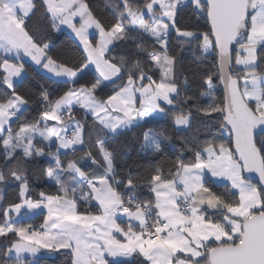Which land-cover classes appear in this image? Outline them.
Here are the masks:
<instances>
[{
	"label": "snow or ice",
	"instance_id": "snow-or-ice-1",
	"mask_svg": "<svg viewBox=\"0 0 264 264\" xmlns=\"http://www.w3.org/2000/svg\"><path fill=\"white\" fill-rule=\"evenodd\" d=\"M112 7L105 20L84 0H0V264H37L39 253L61 251L67 264H264V0H118ZM187 9L206 19L207 31L181 24ZM63 25L77 39L78 59L53 54L49 37ZM129 44L135 59L111 55ZM188 50L202 64L212 58L211 67L199 69L195 90L177 77ZM25 56L71 85L55 97L43 88L32 120L25 113L35 101L17 87L29 71ZM215 79L226 88L222 104ZM109 84L116 86L106 91ZM214 114L234 149L210 130V139H200L201 124ZM161 118L191 134L184 140L191 159L184 151L167 157L162 141L172 137L149 129L144 146L159 163L145 165L146 174L121 176L116 138ZM45 144L47 153L38 147ZM44 158L37 178L52 183L55 194L32 189L29 167ZM245 171L257 173L260 185ZM209 175L226 182L223 190L209 186ZM9 184L11 201L4 195ZM81 200L95 201L97 211L81 209ZM28 214H43L39 228L20 224Z\"/></svg>",
	"mask_w": 264,
	"mask_h": 264
},
{
	"label": "trees",
	"instance_id": "trees-1",
	"mask_svg": "<svg viewBox=\"0 0 264 264\" xmlns=\"http://www.w3.org/2000/svg\"><path fill=\"white\" fill-rule=\"evenodd\" d=\"M85 3L89 4L94 13L100 17L101 19H111V16L114 14V9L112 7L113 4L117 3L118 0H84ZM143 0H137V3H142ZM181 24H186L192 26L194 28H198L201 31L208 30V22L203 16H195L192 15L190 9L185 10L184 13L181 14ZM50 42L54 44V52L53 54H59L61 51L70 52L73 55L79 58L82 54L80 51L79 44L77 40L67 31L61 29L60 32H53L49 37ZM133 51V46L131 44L128 45L127 49H121L117 47L114 51L111 52L112 56L119 57L121 55H129L130 59H135L136 56L131 55ZM234 56V52H233ZM234 60V58H233ZM27 62V66L29 68L28 74L25 77H22L17 82L18 91L25 94L30 101H35V103H30L25 115L28 120H32L40 111L39 106V95L43 88L48 89L51 93L61 87L63 85L64 80L51 77L42 71L39 70L34 64L29 61ZM212 58L208 57L205 63H200L196 60V58L192 55L191 50L185 51L182 54V58L180 60V64L177 67V77L182 85L185 77L188 78L189 86L194 90L199 85L200 81L198 76L200 74L199 69H203L206 67H211ZM147 68V66H146ZM234 68V65H233ZM235 70V68H234ZM90 73H95V70H90ZM92 78L91 75L84 79ZM156 78H159V74H156ZM84 79L80 80V83L84 82ZM121 81L117 80L116 85H119ZM116 85L109 84L107 86V90L115 87ZM215 85V99L218 103H223V93L220 90L219 80H214ZM3 85H0V92L5 91ZM203 91V88L199 89ZM207 101L209 98H204ZM76 109L75 115L78 119H84L83 110H79V106H74ZM67 117H65L66 119ZM221 117L214 114L212 119L205 118L204 122L201 124V132L200 139H210L211 137L208 135V130L211 131L213 136L216 138L217 143H223L225 146L230 148V135L227 130H222L219 127ZM91 123V120H89ZM151 130L153 133H164L166 136H171V141H162V147L164 148L167 157L175 158L182 151H184V159H191L192 153L187 152L185 150L184 140L191 141V134L186 131H177L170 119L161 118L153 121L152 123L142 126V127H133L130 130H124L121 134L116 138L114 142V150L116 152V169L117 172L124 176L127 172L131 171V173L135 176L137 174H146L145 173V165L149 163L158 164L160 161V157H151L148 155V150L144 146V133L148 130ZM183 138V139H182ZM87 151V148H82L77 151L76 156H72L69 152H64L62 155V159L65 162L69 159H75L83 153ZM0 153H2V149H0ZM3 161L0 160V163ZM88 167L91 165V161L87 162ZM42 166H47L46 158L42 159L41 162H38L36 165H32L29 167V175L32 177V189L34 193H38L43 190L48 193L55 194L56 188L52 183L48 182L46 178L40 177V168ZM167 167V165H165ZM33 172L36 173L33 176ZM209 181V186L213 187V190H223L224 183H213L214 181L209 177H206ZM15 189L9 184L5 188V198L8 201H11L14 196ZM146 192V190H145ZM79 195V193H77ZM147 198V196L143 197ZM81 209L86 206L92 207V211H97V205L93 202L90 205H85L84 201L81 200L79 202ZM43 214L29 216L27 218H23L20 220V224L22 225H32L36 226L38 223H42ZM37 264H67V256L66 253L61 251L58 253L48 254L45 252H41V256L37 259Z\"/></svg>",
	"mask_w": 264,
	"mask_h": 264
},
{
	"label": "crops",
	"instance_id": "crops-1",
	"mask_svg": "<svg viewBox=\"0 0 264 264\" xmlns=\"http://www.w3.org/2000/svg\"><path fill=\"white\" fill-rule=\"evenodd\" d=\"M74 22H76L77 27H79V20H78V18H77V20L74 21ZM61 29H64L65 31H67L68 33H70V34L76 39L74 33L72 32V29L69 28L67 25H63V26H61ZM89 31L92 32V33L95 32L94 29H90ZM76 40H77V39H76ZM235 48H238V45H235ZM233 58H234V60H233V65H234V68H235V63H234V61H235V51H234V56H233ZM24 60H25V61H29V62H31L30 58H28V57H26V56L24 57ZM31 63H32V62H31ZM32 64H33V63H32ZM35 66H36V65H35ZM36 67L39 68L38 66H36ZM39 70L42 71L43 73H45V74H47V75H49V76L52 77V75H51L50 73H47L45 70H42V69H40V68H39ZM90 70H91V69H90ZM92 70H95L94 66H93ZM55 78H56V77H55ZM20 79H21V78H18V79H17V82H18ZM58 79L64 80V83H63V85H61V87H59L58 89H56L55 91H53V96H54V97H55L57 94L61 93L63 90H65L67 87L71 86L70 84L66 83L65 78H58ZM76 106H78V105H76ZM51 123H54V122L49 121V124H51ZM38 147H44V151H45V153H47V152L50 150V149H49V146H48L47 144H45V145H38ZM226 147H227V146H226ZM51 151H53V152L55 151V144H54V143L51 145ZM64 152H67V151H64ZM91 167H93V166L90 165L89 168H91ZM86 170H87V169H86ZM207 177H209L210 179H212L215 183H216V182H217V183H226V182H224V181L217 180L216 178H212V177H210V175L207 176ZM92 202L96 204L95 201H92ZM95 212H96V211H95ZM209 212L211 213L212 210H209ZM44 214H46V212H45ZM28 215L34 216L33 214H28ZM20 218H21V216L18 217V219H20ZM118 222H120V223H122V224L126 223V222H127L126 217L121 216V218H120V220H119ZM42 223H43V220H42ZM116 237H117V239H121V235H120V234H116Z\"/></svg>",
	"mask_w": 264,
	"mask_h": 264
},
{
	"label": "water",
	"instance_id": "water-1",
	"mask_svg": "<svg viewBox=\"0 0 264 264\" xmlns=\"http://www.w3.org/2000/svg\"><path fill=\"white\" fill-rule=\"evenodd\" d=\"M208 27H210L209 24H208ZM234 48H235V45H234ZM218 80H219V79H218ZM219 86H220V87H219L220 90H221L222 93H223V101H224V100H225V97H226V95H227V92H226L225 85H224V83H223L221 80H219ZM230 148H232V149L235 148V145H234V143L231 141V138H230ZM243 175H244L245 179H250L251 182H252L253 184H256L257 186L260 185L261 182H260V180H259V176H258L257 173H255V172L249 173V172L245 171V172L243 173ZM40 256H41V253L38 254L37 259H38Z\"/></svg>",
	"mask_w": 264,
	"mask_h": 264
},
{
	"label": "built area",
	"instance_id": "built-area-1",
	"mask_svg": "<svg viewBox=\"0 0 264 264\" xmlns=\"http://www.w3.org/2000/svg\"><path fill=\"white\" fill-rule=\"evenodd\" d=\"M30 215H23V216H21V219H23V218H27V217H29ZM42 223H38L36 226H33L34 228H39L40 227V225H41Z\"/></svg>",
	"mask_w": 264,
	"mask_h": 264
},
{
	"label": "rangeland",
	"instance_id": "rangeland-1",
	"mask_svg": "<svg viewBox=\"0 0 264 264\" xmlns=\"http://www.w3.org/2000/svg\"><path fill=\"white\" fill-rule=\"evenodd\" d=\"M21 216H23V215H21ZM21 220V218L19 219V221Z\"/></svg>",
	"mask_w": 264,
	"mask_h": 264
}]
</instances>
